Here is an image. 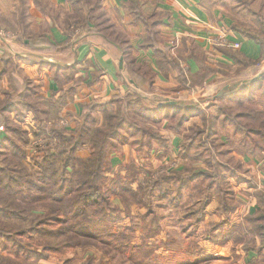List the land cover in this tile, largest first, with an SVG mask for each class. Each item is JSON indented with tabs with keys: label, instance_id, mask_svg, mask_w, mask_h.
Instances as JSON below:
<instances>
[{
	"label": "rangeland",
	"instance_id": "obj_1",
	"mask_svg": "<svg viewBox=\"0 0 264 264\" xmlns=\"http://www.w3.org/2000/svg\"><path fill=\"white\" fill-rule=\"evenodd\" d=\"M22 1H24L22 8H20V4H14V8L17 9L15 16L13 14L8 15V12H11L8 9L13 7V3L0 1V9L7 11L6 15L0 13V38L7 40L12 37L13 42L21 43L20 46L25 50L28 57L34 58L25 59L23 62L30 64L36 58L47 60L65 52L61 45L54 46L48 43L50 40L48 33L52 26L60 29V31H67L68 38L76 42L82 37L81 34L84 30H95L107 46L112 45L117 48L116 52L123 59V72L127 70L130 77V79L127 78V83L131 89L130 93L136 96V99H121L120 102L114 104L110 112L106 113L117 114L116 121L122 122L117 134L109 139L105 154V170L98 184L100 192L108 202V209L105 210L102 204L100 209L98 206L89 203L85 206L74 204L72 207H68L69 201H74L75 197L85 189H78L75 185L78 181L76 179H70L71 182L68 185L69 178L66 174L62 176L59 170L61 165L58 166L57 187L61 185L63 188L57 195L59 200L63 201V209L67 213L69 224V233L65 237L70 238V242L74 245L61 261L54 264H64V261H67V264H217L218 257L213 256L206 249H212L215 246L222 247L228 242L236 251L240 250L246 255L249 253L254 255L246 256L244 264H261L264 262V258L257 257L253 252L245 253L243 250V246L247 244V239L244 235V228L239 226L243 225L242 215L231 213L232 215L229 214L228 216L234 215L235 220L233 221L241 220L238 225H232V227H236L232 231H230L232 229L230 225L225 229H230L233 240L226 241L223 245H214L207 239L212 234L209 232V226L202 227V221L193 224L191 218L185 217L184 212L181 213L177 210V204L170 203L171 209L168 210L175 209L167 217L171 225L164 241H162L157 240L161 236L162 229V224H160L162 215L160 206L162 205L157 199L161 189L157 190L151 197L153 203L151 212L143 205L138 204L137 197H133L131 193L134 190L133 187L136 191L137 186L141 187L145 183L154 181L161 172L172 173L174 171L188 174L193 170L195 172L216 173L217 177L221 178L222 187L232 191L233 200L231 203L241 204L242 201H246L248 205L253 203L254 200L250 199L248 187L246 188L247 192L234 189L239 185L238 183L243 181H246V186H254V183L258 182V180L256 182L255 176L260 174L259 176L263 177L264 140L262 141L256 134L249 136L245 131L236 130L234 124L252 125L251 122H246V118H244L249 112H255L261 120H264V80L253 83L257 79L255 78L257 75L260 77L264 73V57L258 60V66L255 69L247 68L246 74L238 78L236 74L239 70L204 59L202 52L196 45H189V49H187L182 44V40L170 39L168 36H164L162 39L158 30L154 28V25L161 19L146 18L140 14L144 18L143 22L150 26V35L151 37L155 36L159 48L168 52L175 59L176 69L171 67L167 70H158L156 57L151 50L144 47V44L147 43L145 41L147 34L144 35L145 27L143 28L138 21H135V16L125 17V11L130 10L129 7L123 11L124 15L120 16L117 11L110 9L104 0H79L76 8H73L72 3L68 0L64 6H55L53 2L48 0H36L35 6L41 17L37 19L36 27V20L31 18L28 13L27 3L25 0ZM240 1L242 2H239V5L233 3L240 9L237 11L235 8L233 17L238 15L239 17L234 20L246 25L244 30H248V27L251 26L256 31H263L264 24L259 27V23L261 20L264 22V3L261 4L262 8L260 9L258 3L251 6L248 0ZM138 6H140L139 0ZM127 22L129 23L127 24ZM129 24H132V27H128ZM30 26L35 27L31 33L29 32ZM20 31L21 34H19ZM36 34L37 36H35ZM262 39L264 42V36ZM24 41L27 42L26 45H23ZM136 46L138 49L135 48ZM138 50L152 54L151 58L156 65L157 72L164 79H167V82L173 81L172 88H166V83H161L163 86L159 88H154L151 85L150 82L156 80L155 74L157 72L152 71L148 64H135ZM191 53L192 56L199 58L206 70L201 69L199 72L197 66V71L194 74L190 73L187 57ZM7 55L11 58L9 63L11 65L17 56ZM15 72L19 78L11 84L10 88L13 90L16 87L22 90L26 84L27 89H29L31 85L29 79L18 69H15ZM197 72H199L198 77H203L202 80L196 77ZM136 73H140L142 78L135 75ZM140 79L144 80V85L139 82ZM64 81L63 85L69 84V87H75L78 83L75 76L67 79L66 74H64ZM60 86L62 85L60 84ZM164 100L176 101L182 106H171L176 108L172 110L169 109L170 106H163ZM128 102L132 103L127 105ZM192 106L199 108L203 114L201 116L191 114L193 117L182 123L185 116L188 118L185 115L188 112L185 113L183 109ZM24 110L23 106L22 108L19 107L16 113L21 115ZM81 110V115L77 116L76 119H71L69 123L64 122L63 125L60 124V121L53 119L50 129L47 128L44 131L22 130L17 128V124H11L14 126L9 128L11 131L9 133L10 141L5 142L6 145L0 152V168H3L0 169L3 170L0 171V189L10 185L12 190L17 192L16 202L18 204L16 207L10 203L11 211H15L17 208L28 209L40 203L54 202L56 193L49 192L53 188L52 185H46L45 182L48 180L36 176L40 170V165L43 164V160L38 155L46 148L54 153L65 147V142L62 143L50 135L51 129L63 130L71 136H77V128H80V122L83 121V108ZM18 119L20 120L22 117L20 116ZM211 119L214 123L213 134L210 137H206L205 134L196 137L193 147L186 150L184 145L187 137L194 135L197 131L204 130ZM89 121L87 127L90 135L81 138L85 142V146L75 151L76 162L90 157L92 149L90 143L86 141L94 137L96 129L107 123L106 115L100 112L92 114ZM245 134L246 136H244ZM177 136L179 138H175ZM180 139L181 145L178 146ZM173 141L177 143L175 146ZM164 157H166L165 161H163ZM172 157L176 158L177 161H174ZM35 160L38 161L34 162ZM164 162L169 165H164ZM56 166L57 162L50 164L49 171L51 172ZM244 177L253 180L249 181ZM19 178L21 183L12 184L9 180L17 181ZM63 178L62 183L61 179ZM208 182H210L208 179H198L193 184L190 189L194 192L191 191L188 196L185 194L183 198L186 209H196L200 205L198 201L213 191L218 180H215L212 189L205 190L208 189ZM31 183L34 186L31 187ZM164 187L166 186L162 188ZM259 191L264 193V190ZM133 193L137 194L136 192ZM0 195L5 197L1 191ZM214 200L219 206L218 197H214ZM218 206L217 213L219 212ZM236 209L238 210V208ZM27 211L30 212L31 210ZM85 214L89 218H85ZM103 214H106L105 217ZM181 214L184 215V218ZM23 216L28 220L32 218V215L27 212H23ZM2 218L6 222H0V231H5V233L14 234L16 230L22 231L24 227L28 226L27 223L16 222L12 217L0 216V219ZM15 241L25 249L26 253L28 250L35 251L38 249L36 245L41 243L36 238H32V245L24 238ZM48 241L56 243L58 239H49ZM15 246L17 244L2 238L0 232V258L17 259L15 258L16 254L23 258L24 251H16ZM232 256L233 259L228 260L225 264H237L242 257L235 253ZM31 259L28 263H35ZM39 264L48 263L40 261Z\"/></svg>",
	"mask_w": 264,
	"mask_h": 264
},
{
	"label": "crops",
	"instance_id": "obj_2",
	"mask_svg": "<svg viewBox=\"0 0 264 264\" xmlns=\"http://www.w3.org/2000/svg\"><path fill=\"white\" fill-rule=\"evenodd\" d=\"M2 2L9 1L13 3V7H10L8 10L9 14L15 16L16 10L14 4L21 3V0H0ZM53 2L55 6L62 5L67 0H48ZM102 1V0H101ZM108 3L110 9L117 11V14L122 16L123 11H125L128 6V0H104ZM250 5H257L261 9V4L264 3V0H248ZM27 3L28 13L31 18L36 20V27L40 17V14L35 6L36 0H25ZM240 0H139V9L141 15L146 18H159L158 23L154 25V28L158 30L160 37L163 39L164 36H168L170 39L176 38L179 40L186 41V48L189 49V45H196L198 49L206 56V59L213 63H218L225 67H234V62L227 56L221 55L216 51V48L209 47L205 40L208 36H216V28L219 26H224L228 28L231 32L230 39L234 42L240 44L239 50L236 51L240 54L241 57L258 61L261 58V49L259 45L255 42L245 38L242 34L236 30L232 29L235 21L234 19L238 18L233 17L235 10L239 11L240 9L234 6L233 3L239 5ZM256 5V4H255ZM107 6V7H108ZM236 8V9H235ZM102 9V8H101ZM244 9V8H243ZM95 10V9H93ZM125 17H134V15L128 10L125 11ZM2 15H6L7 11H2ZM47 20V19H46ZM48 22V20H47ZM157 22V21H156ZM129 22H127L128 24ZM134 23V22H133ZM34 24V23H33ZM131 25V26H130ZM153 26V25H152ZM128 27H132V24H129ZM35 27L30 26L29 32L31 33ZM21 34V31L20 33ZM50 40L49 44L54 46L61 45L65 52L59 56H54L50 59H40L36 58L32 63L23 62L25 59H34L26 55L25 50L21 48L20 44L14 39H3L0 38V103L3 102L6 97V94L13 92L11 87L12 75L9 74L11 70L14 69L15 75L13 79L19 78L16 74L15 69H18L24 76L29 79V89L24 93V98L18 100V95L21 94V91L17 94V99L14 100L12 108L4 113L6 125H0V152L6 145L5 142H9L11 138L9 133V128L11 124H17L22 130H46L50 129L54 119L60 121V124L63 125L64 122H68L71 119H76L77 116L82 114V103H102L107 102L114 95H121L123 93H130V87L127 83L130 79L127 70L123 72V69L120 68V56L114 46H107L106 42L97 35L95 30H84L81 34L82 37L75 40L68 38L62 30L51 27L49 29ZM162 35V36H161ZM37 36V34L35 35ZM23 39V38H21ZM24 40V39H23ZM139 41V38L137 39ZM137 41V43H138ZM27 42L24 41L23 45H26ZM60 48V47H59ZM138 49V47H135ZM231 50V49H229ZM68 51V52H66ZM136 55L135 64L137 65H146L148 64L152 71L157 72L155 63H153L152 54L147 51H141ZM10 54L12 56H17L16 60L12 61L10 65L2 62L1 57L3 55ZM16 58V57H14ZM21 58V59H20ZM29 58V59H28ZM188 68L191 74H194L197 71V65L193 60L187 59ZM72 65H76L77 73L75 74V79L77 80V85L75 87H69L68 85H63L65 69L69 68ZM124 65L126 63L124 62ZM127 69V68H126ZM56 71V73H54ZM54 75V76H53ZM125 75L127 76L125 78ZM138 77L142 75L136 73ZM156 80L150 82L154 88H159L163 86L161 83H166V88H172V80L167 82V79H164L159 72L156 74ZM128 78V79H127ZM142 85L145 84L143 79L139 81ZM60 84L61 89H59ZM137 84V83H136ZM135 84V85H136ZM139 85V84H138ZM59 96L63 99L59 101ZM24 107V111L21 115L16 113L17 109ZM22 119H18V117ZM72 125V124H71ZM175 138H179L178 136ZM13 140H15L13 138ZM14 142V141H13ZM15 143V142H14ZM167 143V142H166ZM172 144V143H171ZM177 143H174L175 146ZM16 145V144H15ZM172 145V146H173ZM181 145V139L178 143V146ZM32 152L31 150H27ZM29 153V152H28ZM1 159V155H0ZM166 157L163 158L165 161ZM174 161H177L176 158L172 157ZM164 165H169L167 162H164ZM3 169V168H0ZM262 174V173H261ZM258 175V174H257ZM260 175V174H259ZM255 176L256 182L254 186H246V181L238 183L234 190H241L247 192L246 188L248 187V193L250 194V199L253 200V192L264 190V174L263 177ZM246 180H253L244 177ZM192 187L182 188L177 191V195L174 196V187L172 186L169 191L165 188V196L160 203V210L162 211L161 222V236L157 240L164 241L169 226L171 225L168 221V215L172 212L169 206L168 201L173 197V200L177 201L178 208L177 210L183 211L186 210V204L183 203V198L185 194L188 196L190 194ZM135 190V188L133 187ZM194 192V191H193ZM235 194V192H234ZM236 195V194H235ZM214 197L207 204L204 211V218L201 222L202 227H208L210 224L219 223L224 220V216L217 213V203L215 202ZM174 204V203H173ZM235 212L242 217L246 215H252L254 213V202L251 205L242 201L241 204H237ZM165 210H162L163 208ZM249 213V214H248ZM235 214V215H236ZM232 215V214H231ZM228 217L229 225L239 224L233 216ZM184 218V215L181 214ZM210 216V218H208ZM170 217V216H169ZM180 218V217H177ZM186 221V220H185ZM228 225H225L223 230L228 228ZM198 232V231H197ZM232 247L230 242L226 243L222 247H212V249H206L207 252L211 253L213 256L218 257L217 264H225L227 261L233 259V253L237 256H242L237 264H244L246 256H254L251 253L244 254L240 250H235ZM208 254V253H207ZM241 261V263H240ZM45 262V261H43ZM48 264H54L55 261L46 262Z\"/></svg>",
	"mask_w": 264,
	"mask_h": 264
},
{
	"label": "trees",
	"instance_id": "obj_3",
	"mask_svg": "<svg viewBox=\"0 0 264 264\" xmlns=\"http://www.w3.org/2000/svg\"><path fill=\"white\" fill-rule=\"evenodd\" d=\"M79 0H68V2L72 3L73 8H76L78 6ZM22 3L24 1L21 0L20 8H22ZM130 12L135 16V21H138V23L141 24V26L146 29V32L144 35L146 36V44H144L145 49H149L152 51L154 56L157 60V67L158 70H167L169 68L176 69V63L175 59H173L168 52L165 50L159 48V46L156 43L155 36L151 37L150 33V26L148 23L143 22L144 18L140 16L141 12L138 6V0H128ZM256 24V22H255ZM262 24L264 22L259 23V27H262ZM257 25V24H256ZM258 26V25H257ZM147 27V28H146ZM246 28V25H242V23H238V21H235L234 25L232 26L233 30H236L242 34V36H245L247 39L255 42L257 45H259L261 49V58L264 57V42L262 41V37L264 36V30L256 31L253 29V27H248V30H244ZM65 34L69 35L67 31H64ZM155 34V33H154ZM261 36V37H260ZM30 40V39H29ZM124 43V42H121ZM182 44L186 47V41L182 40ZM143 47V46H142ZM180 51V50H179ZM216 51L224 56L229 57L234 62V67L232 69L239 70L236 75H238V78L240 76H244L246 73L247 68H256L258 66L259 61H254L250 59H246L240 56L239 53L236 51H232L229 49H222L217 48ZM201 52V51H200ZM204 56V59H206L205 55L201 53ZM187 59H192L196 65L199 67V72L201 69L206 70L205 67H203V64L200 62L199 58L196 56H192V53L187 57ZM2 62L5 64L10 63L11 58L8 55H3L1 57ZM12 64V63H11ZM220 65V64H219ZM6 66V65H5ZM222 66V65H221ZM225 67V66H224ZM231 68V67H228ZM65 74L67 79H71L75 76L77 73L76 65H72L69 68L65 69ZM199 72H197L195 75L198 77ZM10 75H12L11 82L13 83L15 80L13 79V75H15L14 71L11 70L9 72ZM203 77H198L199 80H202ZM237 78V79H238ZM264 80V73L261 74L260 77H258L255 82H261ZM181 81H184V79H181ZM14 85V84H13ZM59 89H61V86H59ZM242 89V88H240ZM21 91V94L18 95V100L24 98V93H26L27 85L22 88V90H19L18 88L14 87L13 92L10 94H6L5 99L2 103H0V125L4 126L6 124L4 113L9 111L12 108V104L15 99H17L18 92ZM121 99H136V96L132 93H123L121 95H114L112 96L107 102L102 103H82L81 106L83 108V116H82V122H80V128H77V136H71L69 133L64 132L63 130H50V135L57 138L62 143L65 142V147L57 152L52 153L48 148L43 150L41 154L38 155V157L43 160L42 165H40V170L37 172L36 176L42 178L43 180L46 179L48 181L45 182L46 185L50 186L52 185V189L49 190V192L56 193V196H54V202L52 203H40L37 205H33L34 207L30 208H17L15 211H11L9 208L10 203H13L17 207V192L12 190V187L10 185H6L0 191L5 196L3 197L0 195V216L6 217H12L16 222H20L21 224L27 223L28 226L24 227L22 231L16 230L14 234L11 233H5L0 231L2 233V238H5L9 242H13L17 244L15 246L16 251L23 250L25 255L24 257H19L17 254L15 255V258L17 259H10L9 257H2L0 258V264H39L40 261H61L65 254L72 248V245L74 243L70 242V238H66V234L69 233L68 230V220H67V213H65V210L63 209L62 200L60 201L58 198V195L62 188L61 185L57 187V172H58V166L60 173L62 176L64 174L67 175L68 179V185L71 182L70 179H76L77 184H75L78 189H85V191H82L77 197H75L74 201L70 200L68 203V207H72L74 204H79L80 206L85 204H90L93 206H98L101 209V204L103 205V208L106 210L108 209V202L106 198L103 196V194L100 192L99 189V181L103 177V173L105 170V154H106V147L109 143V139H112L120 129L122 122L116 121L118 115L111 112L106 114L107 112H110L114 104H116L118 101L120 102ZM63 99L59 96V101H62ZM132 103V102H130ZM129 102L127 103L130 104ZM134 103V102H133ZM169 109H176L174 107H171ZM185 113L188 112V114H185L188 116V118L185 116L184 119H182V123L186 122L191 116V114H194V116H201L203 112L199 108H196L195 106L192 107H185L183 109ZM103 113L106 115L107 123L102 124L98 129L95 130V135L93 138H89L86 142L90 143L92 153L90 154V157H88L86 160L76 162V158L74 156L75 151L79 150L81 147L85 146V142L81 140V138H86V136L89 134V128L87 127V124L90 122L89 118H91L92 114L96 113ZM259 114V113H258ZM260 115V114H259ZM246 122H251L252 125L248 126H242L240 123H235L234 126L236 127V130L239 131H245V133H248L249 136H252V134H256L262 141L264 140V120H261L260 117L257 116L255 112H249L246 117ZM232 121V119H231ZM114 122V123H113ZM234 122V121H233ZM213 119H211L210 123L206 126V128L202 131H197L194 135L188 136L186 143L184 145V148L186 150H189L193 147L194 140L196 137L205 134L206 137H210V135L213 134ZM44 131V130H42ZM91 133V132H90ZM90 135V134H89ZM246 136V134L244 135ZM77 138V139H76ZM39 153V152H38ZM254 155V154H253ZM37 156V155H36ZM38 158V160H39ZM35 160L34 162L38 161ZM57 162V166L55 169H53L51 172L49 171V165L54 164ZM52 169V168H51ZM1 172L3 170H0ZM189 172V171H188ZM212 178V179H211ZM198 179H208L210 182H208V189L210 190L213 187V184H215V180H218L215 188L213 187V191L209 194H206L201 201H198L200 204L196 209L190 210L186 209L184 212L185 217L191 218L193 224L200 223L203 221L204 217V211L209 203V201L213 197H218L219 199V206H218V213L222 216H224V220L221 221L218 224H210L209 225V232L212 233L210 237H208V241L211 242L214 245H223L226 241L233 240V235H230V231H232L236 227H232V229L228 230H222V228L225 226L224 224L229 225L228 222V216L229 214L233 213L236 208L237 204L231 203L233 200L232 191H228V189H224L220 183L221 178L217 177L216 173H210V172H195L191 170L188 174L181 173V172H172V173H166L161 172L157 175L154 181L150 183H145L141 187L137 186V190L133 192H136L137 194L131 192L133 194V197H137L138 204L143 205L147 210L151 212V209H153V203L151 200V197L154 196V193L157 190H160V194L158 193L157 199L159 202H161L163 199H161L163 196H165V190H162L163 186L164 189L166 188L168 191L169 189L174 187V196L177 195V191L180 189H184L186 187H189L196 183ZM12 184H16L18 182L21 183V179L14 181L11 180ZM64 178L61 179V182L63 183ZM37 185V183H35ZM172 185V186H170ZM31 187L34 186L32 183L30 185ZM39 186V185H37ZM137 195V196H136ZM253 202H254V213L252 215H246L243 217V225H239L242 228H244V235L247 239V244L243 246V250L245 253L253 252L256 254L259 258H264V193L261 191H255L253 192ZM168 203H174L177 204L178 202L173 200V197L170 198ZM67 207V206H66ZM34 209V210H33ZM98 209V210H100ZM27 210H31L27 211ZM38 211L39 213H33ZM101 211V210H100ZM23 212H27L29 215H32L31 220H28L25 216H23ZM106 214H103V217H105ZM89 216L85 214V218ZM102 217V216H101ZM1 223H5L6 221L0 219ZM81 225V223H80ZM235 226V224H233ZM238 225V224H237ZM229 226V227H230ZM3 227H6V225H3ZM230 230V231H229ZM27 239L29 244L32 245V238L39 239L41 243L37 244L36 246L38 249L35 251L28 250L27 253L25 252V249L18 244L16 239ZM58 239L56 243H50L48 240ZM22 258V259H21ZM30 258L35 263H28ZM67 261H64V264ZM261 264H264L262 262Z\"/></svg>",
	"mask_w": 264,
	"mask_h": 264
},
{
	"label": "built area",
	"instance_id": "obj_4",
	"mask_svg": "<svg viewBox=\"0 0 264 264\" xmlns=\"http://www.w3.org/2000/svg\"><path fill=\"white\" fill-rule=\"evenodd\" d=\"M216 36H208L205 40L206 44L211 48H222L239 50L240 44L230 39L231 32L224 26H219L216 29Z\"/></svg>",
	"mask_w": 264,
	"mask_h": 264
},
{
	"label": "water",
	"instance_id": "obj_5",
	"mask_svg": "<svg viewBox=\"0 0 264 264\" xmlns=\"http://www.w3.org/2000/svg\"><path fill=\"white\" fill-rule=\"evenodd\" d=\"M119 65H120V68L123 69V59L122 58H120ZM258 77H259V75H257L255 78H258ZM178 105L182 106V104H179L176 101H170V100H164L163 101V106H170L171 107V106H178Z\"/></svg>",
	"mask_w": 264,
	"mask_h": 264
}]
</instances>
